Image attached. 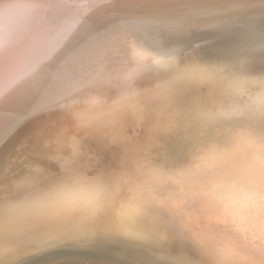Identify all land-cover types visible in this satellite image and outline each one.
I'll list each match as a JSON object with an SVG mask.
<instances>
[{"label":"bare ground","instance_id":"bare-ground-1","mask_svg":"<svg viewBox=\"0 0 264 264\" xmlns=\"http://www.w3.org/2000/svg\"><path fill=\"white\" fill-rule=\"evenodd\" d=\"M77 182L0 264H264V0H0V205Z\"/></svg>","mask_w":264,"mask_h":264},{"label":"clouds","instance_id":"clouds-1","mask_svg":"<svg viewBox=\"0 0 264 264\" xmlns=\"http://www.w3.org/2000/svg\"><path fill=\"white\" fill-rule=\"evenodd\" d=\"M85 197L79 182L59 184L45 190H24L18 199L0 205V227L28 229L70 214L84 203Z\"/></svg>","mask_w":264,"mask_h":264},{"label":"rangeland","instance_id":"rangeland-1","mask_svg":"<svg viewBox=\"0 0 264 264\" xmlns=\"http://www.w3.org/2000/svg\"><path fill=\"white\" fill-rule=\"evenodd\" d=\"M89 264H95V263H89Z\"/></svg>","mask_w":264,"mask_h":264},{"label":"water","instance_id":"water-1","mask_svg":"<svg viewBox=\"0 0 264 264\" xmlns=\"http://www.w3.org/2000/svg\"><path fill=\"white\" fill-rule=\"evenodd\" d=\"M87 262V261H86Z\"/></svg>","mask_w":264,"mask_h":264}]
</instances>
